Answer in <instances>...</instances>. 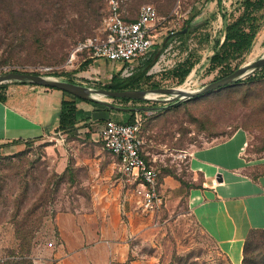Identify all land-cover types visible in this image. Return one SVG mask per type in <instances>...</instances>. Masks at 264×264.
Segmentation results:
<instances>
[{"label": "rangeland", "instance_id": "374dc122", "mask_svg": "<svg viewBox=\"0 0 264 264\" xmlns=\"http://www.w3.org/2000/svg\"><path fill=\"white\" fill-rule=\"evenodd\" d=\"M243 1L131 0L128 4L131 14L135 15L145 3L153 4L159 12L157 36L150 54L159 52L160 56L175 39L181 40L180 44H174L177 55L167 57L166 69L157 66V70L150 73L158 58L148 68L150 78L142 83L143 88H176L194 71L190 85L197 89L264 55L263 22L252 47L243 56L229 64L212 67L211 59L225 38L226 26L242 13ZM94 5L96 12L73 0H0V65L9 63L32 73L47 66L51 69L45 74L64 80L71 77L78 83L95 87L110 83L112 75L127 65L124 60L101 57L83 66L85 59L79 55L75 62H68L79 41L97 35L105 28L106 4L103 0H95ZM187 51L193 67L185 80L178 83L170 72L176 67L173 63L183 59ZM141 63V60L136 61L134 74L144 70L146 64ZM251 76L255 79L240 87L219 88L175 104L167 100L174 97L173 94L159 96L166 98L163 102L101 98L122 107H160L141 115L144 151L150 154L146 157L150 156L149 162L160 170L162 202L154 209L146 210L135 202L139 195L137 184L134 193V185L124 189L130 193L125 208L124 197L105 206L99 204L93 199L92 188L85 182L87 173L72 159L66 168L71 166L76 170L75 180L71 181L67 176L58 182L56 173L65 171H60L61 152L69 148L68 139L76 137L78 131L75 134L65 132L67 141L63 143L56 141L54 133L40 140L0 143V260L16 259L21 255L15 220L29 232L32 238L29 257L37 264L33 250L55 238L48 234V225L51 227L59 212H73L95 221L97 231L104 221L101 214L105 219L118 216L128 226L133 220L136 232L126 264L134 259L138 260L136 264H233L196 220L188 206L191 187L182 186L180 179L193 186L198 183L189 169L191 149L223 141L240 130L247 135L244 156L264 159V74L257 72ZM13 93L18 97L24 91L14 89ZM115 119L122 120L118 116ZM167 168L172 170L180 187H162L166 175L164 169ZM261 168L260 164L247 171L255 174Z\"/></svg>", "mask_w": 264, "mask_h": 264}, {"label": "crops", "instance_id": "0c3cea01", "mask_svg": "<svg viewBox=\"0 0 264 264\" xmlns=\"http://www.w3.org/2000/svg\"><path fill=\"white\" fill-rule=\"evenodd\" d=\"M22 91L24 93L18 97L14 94L7 102L0 101V143L40 140L57 131L61 102L66 97L64 92L43 86ZM77 105L79 121L70 132L78 133L73 139L66 140L69 148L61 152L60 171L66 169L69 159L75 161L87 173L85 182L92 188L93 199L101 205L124 197L125 208L130 193L124 189L134 185V193L135 184L139 190L135 201L138 202L139 182L121 171L116 155L102 149V143L98 145L105 121L116 120L115 116L122 118L120 122L128 121L132 111L108 106L103 109L92 100L77 99ZM97 124L99 126L94 127ZM246 137L240 130L223 141L195 147L190 150L188 161L194 180L198 182L189 190L188 206L198 223L216 240L233 264H242L244 240L249 230L264 228V159L254 160L244 156ZM146 155L150 154L144 152ZM260 164L261 171L254 179L247 170ZM218 177L222 180L219 181ZM161 183L166 189L181 186L168 173ZM101 218L104 221L97 231V223L88 217L59 212L51 227H47L50 237L55 236L52 239L57 246H46L47 240L36 251L33 250L37 264H126L132 251L135 222L131 219L128 226L118 216L105 219V215L101 214ZM136 262L138 260L134 259L129 264Z\"/></svg>", "mask_w": 264, "mask_h": 264}, {"label": "built area", "instance_id": "2783aa9c", "mask_svg": "<svg viewBox=\"0 0 264 264\" xmlns=\"http://www.w3.org/2000/svg\"><path fill=\"white\" fill-rule=\"evenodd\" d=\"M106 4L105 28L103 32L87 37L79 41L68 57V62L73 63L81 55L84 59L108 58L110 60H124L126 66L121 71V76L133 75L136 71L135 63L150 58V51L157 36L156 27L159 23V12L150 3L142 4L134 14L128 10L131 0H103ZM181 40L175 39L159 56L156 64L150 70L153 73L157 66L165 68L168 56H176L174 44H180ZM183 59H177L173 66H177L189 56V51L183 54ZM30 72L22 70L17 65L0 66V74L12 72ZM51 67H39L33 72L46 73ZM32 73V72H30ZM143 117L139 111L135 112V120L116 121L107 119L101 130L102 148L116 155L120 161L121 171L138 181L140 198L138 204L146 210L160 206L162 199L159 193L160 170L152 165L144 156L145 140L142 135ZM57 142H65L64 131L54 132ZM50 248H55V239L47 241Z\"/></svg>", "mask_w": 264, "mask_h": 264}, {"label": "trees", "instance_id": "16d2710c", "mask_svg": "<svg viewBox=\"0 0 264 264\" xmlns=\"http://www.w3.org/2000/svg\"><path fill=\"white\" fill-rule=\"evenodd\" d=\"M2 1V0H1ZM47 1V0H46ZM74 2H82L84 8H89L91 12H96V8L94 5L95 0H73ZM243 11L238 16L237 19L232 21L231 23L227 24L226 31H225V38L223 42L220 44V48L215 52L211 61L212 67L229 64L234 59L240 58L244 55L253 45L254 39L257 33L260 31L263 22H264V0H244L243 1ZM159 53V52H158ZM158 53L150 54V58L146 61L142 62L141 64H146L145 68L142 72L136 73L131 77H123L121 76V72L117 74H113L112 81L108 84L100 85L99 87L112 89V90H126V89H146L143 88L142 83L146 80H149V75H147V70L149 67L154 64V62L159 58ZM94 59L88 58L85 59L83 66L88 65ZM190 57L186 58L185 61L179 63L175 68L172 69L170 72L171 76L175 77L178 80V83H182L189 72L193 67V62L189 61ZM4 65H12L9 63H3L0 66ZM229 66V65H228ZM14 71L19 72L20 70L15 69ZM136 72V71H135ZM232 72V71H231ZM230 72V73H231ZM264 74V67L259 71ZM256 72V73H257ZM39 73V72H34ZM255 73V74H256ZM229 74V73H227ZM226 74V75H227ZM225 76V75H224ZM255 79V76H250L246 79L239 80L236 83L231 85H226L221 88L230 87V89L240 87L243 84L250 83ZM71 82H76L73 78H68ZM33 86H39L31 82L25 81H14L10 83H2L0 84V101L7 102L8 99L12 98L15 93H13L14 89L19 91L22 90H30ZM53 88V87H49ZM158 88V87H157ZM57 89V88H55ZM65 95L69 97H65L61 102V112H60V119H59V126L57 130H61L64 132L70 131L72 127H74L77 122L79 121L78 110L79 107L77 105V99L89 101L86 99L79 98L74 96L70 93L63 91ZM206 94V93H205ZM201 96V95H200ZM199 97V96H197ZM120 100H133L131 98H119ZM196 98V97H193ZM192 99V98H191ZM137 100V99H135ZM189 100V99H188ZM101 107H107L103 104L96 103ZM172 104V103H171ZM140 114L144 115L151 110H142L139 111ZM131 118L128 120L130 122L135 120V111L131 112ZM13 142V141H12ZM75 169L68 166L62 174H57L59 181H62L65 177H69L71 181L75 180ZM264 171V170H263ZM165 174H171L175 177L172 170L164 169ZM259 174H253L254 179H257ZM165 176V175H164ZM159 176V182H160ZM182 182V186L184 187H192L193 184H189L183 179H180ZM15 218V216H14ZM16 222V236L19 239V249L21 255L19 258L16 259H6L1 261L0 264H33V259L29 257L31 253V242L32 238L29 237V232H26L22 225L19 224L17 220ZM36 225L33 224L32 227ZM243 246V259L242 264H264V228H252L249 230L246 239L244 240Z\"/></svg>", "mask_w": 264, "mask_h": 264}, {"label": "water", "instance_id": "95a60500", "mask_svg": "<svg viewBox=\"0 0 264 264\" xmlns=\"http://www.w3.org/2000/svg\"><path fill=\"white\" fill-rule=\"evenodd\" d=\"M264 67V55L254 62L247 63L233 70L231 73L212 81L200 88L192 89L188 92H181L177 88H150V89H126V90H112L102 87H95L90 85H85L78 82H71L69 80H64L59 77L48 75L44 73H30V72H6L0 74V84L9 83L14 81H25L31 82L39 86L53 87L70 93L82 99L93 101L96 103L103 104L105 106L127 111H142L151 109H160V107H122L118 105L111 104L110 102L101 99L102 97H119V98H131L137 100L150 99L152 101L163 102L165 99L159 97L165 94H173L174 97L167 98V100L172 101V104L181 102L184 100L191 99L193 97L200 96L202 94L208 93L213 90H217L226 85H231L238 82L239 80L245 79L254 75L257 71ZM151 93L158 94V96L152 97ZM221 181L222 178L218 177Z\"/></svg>", "mask_w": 264, "mask_h": 264}, {"label": "bare ground", "instance_id": "6f19581e", "mask_svg": "<svg viewBox=\"0 0 264 264\" xmlns=\"http://www.w3.org/2000/svg\"><path fill=\"white\" fill-rule=\"evenodd\" d=\"M256 43V42H255ZM193 74H194V71H192L191 73H190V75H189V78H188V80H186L182 85H178V87H176L179 91H181V92H188V91H190V90H192V88H191V82H192V77H193ZM195 77V76H194ZM195 80V79H194ZM150 96H152V97H155V96H158V94H153V93H151V95Z\"/></svg>", "mask_w": 264, "mask_h": 264}]
</instances>
